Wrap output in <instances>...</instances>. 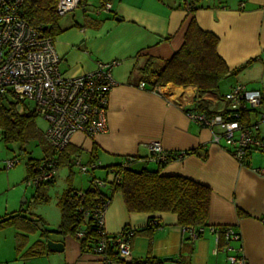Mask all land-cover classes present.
<instances>
[{"label":"crops","instance_id":"obj_1","mask_svg":"<svg viewBox=\"0 0 264 264\" xmlns=\"http://www.w3.org/2000/svg\"><path fill=\"white\" fill-rule=\"evenodd\" d=\"M102 2L82 0V6L62 15L55 35L64 73L93 70L98 60L119 61L112 72L115 85L109 92L105 130L92 138L74 133L69 157L95 162L93 176L108 182L113 172L106 167L127 156L136 157L131 170L157 169L156 163L145 160L148 142L156 140L168 151H191L181 160L164 164L162 174L189 177L211 191L207 227L193 239L178 225L174 213L127 211L122 194L106 183L101 187L109 196L103 215L105 232L113 235L125 226L135 229L127 261L152 255L163 264H228L227 253L219 249L210 228L229 226L239 235L231 241L232 253L242 255L246 264H264V174L255 170L264 166V156L250 150L244 163H239L223 138L214 142L208 128L185 115V110H224L223 94L236 83L260 90L264 103V0H201L192 13L182 0H109V9H102ZM191 19L217 36V54L230 70L229 76L215 92L199 93L194 85H159L154 91L138 68L146 57L170 59L181 47ZM251 119L256 122L253 114ZM259 130L264 135V123H259ZM39 146L40 157L48 154V145ZM63 165L69 182L64 190L75 183L76 190L88 188V174L76 176V167ZM56 179L57 172L52 185ZM59 222L50 228L16 225L27 232L36 230L31 238L28 233L22 241L0 244V264H105L99 254L81 250L76 235L42 232L56 229ZM150 222L158 225L147 229ZM47 240L62 243V250L48 249Z\"/></svg>","mask_w":264,"mask_h":264},{"label":"built area","instance_id":"obj_2","mask_svg":"<svg viewBox=\"0 0 264 264\" xmlns=\"http://www.w3.org/2000/svg\"><path fill=\"white\" fill-rule=\"evenodd\" d=\"M189 0H182L189 9ZM23 0H0V98L8 97L31 105L46 127L43 137L55 153L65 149L71 143L74 133H81L87 138L105 130L109 92L115 85L113 69L118 60H98L93 70L77 75H69L61 70L62 58L55 50V37L47 35L43 26H32L22 14ZM81 6V0H58L56 11L59 15L72 12ZM110 3L102 4V9H109ZM144 86L142 82L140 84ZM158 86L153 87L156 91ZM225 109L216 113L202 110H185L188 120L208 128L212 140L216 143L223 138L231 146V154L239 163H244L248 151H258L264 156V135L260 134L259 123H264V108L262 94L258 89L247 88L236 83L223 94ZM244 113L248 114L244 119ZM254 115L256 122L251 117ZM258 117V118H257ZM260 122H258V120ZM149 155L147 162L168 163L181 160L186 151H168L159 141L153 140L147 144ZM133 156L124 157L120 165L124 168L134 161ZM17 163L15 158L4 161L5 168H11ZM70 163L80 173L91 175L97 167L95 162L83 163L78 155L70 157ZM35 176L28 183L37 186L51 180L57 171L55 155L45 157L37 166L32 167ZM264 174V166L255 169ZM93 185L102 187L104 182L93 179ZM107 202L98 210L100 231L104 230V211ZM87 216V213L84 214ZM206 227L189 228L185 230L194 239L201 235ZM219 239V227L210 228ZM224 243L219 249L227 253L228 264H246L240 254L232 253L231 241L239 239L236 231L229 226L222 227ZM199 233V234H198ZM134 229L123 227L111 238L103 239L98 247L102 261L107 243L117 245L118 257L130 260L131 238ZM77 232L76 237H81ZM218 249V248H217Z\"/></svg>","mask_w":264,"mask_h":264},{"label":"trees","instance_id":"obj_3","mask_svg":"<svg viewBox=\"0 0 264 264\" xmlns=\"http://www.w3.org/2000/svg\"><path fill=\"white\" fill-rule=\"evenodd\" d=\"M102 1V4L109 2V0ZM57 2L58 0H23L21 9L23 17L32 26H43L47 35L55 37L60 31L58 24L62 17L56 11ZM188 2L190 7L186 11L192 13L201 0H189ZM182 4L186 9V5ZM217 41L216 35L200 29L195 20L191 19L181 47L170 59L159 60L146 57L138 70L151 88L159 85H194L199 93L218 91L220 82L229 76L230 70L217 54ZM244 116L246 119L248 114L244 113ZM37 118L35 109L28 103L15 101L8 97L0 98V139L5 144L16 143L22 152H25V147L34 140L38 144L48 145V154L39 159L29 158L26 180L35 176L32 167L39 165L45 157L55 155L58 167L59 164H69V156L74 151L69 144L64 150L55 153L44 139L43 132L36 123ZM186 152L190 153L191 151ZM135 159L136 157L134 161ZM120 163L106 167L112 169L113 178L111 181L100 180L104 182V185L109 183L113 191L122 194L127 211L171 212L176 215L178 225L184 230L207 227L211 194L208 186L186 176L162 174L161 169L166 163L157 164L158 167L155 170L145 167L140 171L131 170L129 167L131 163L124 168ZM89 176L87 189L76 190L72 186H68L63 191L58 200L60 209L58 226L54 230L43 229L42 232L75 236L80 231L82 236L75 237L80 243L81 250L99 254L98 247L101 241L106 238L113 239L114 234L106 233L104 235L100 231L96 213L106 202L108 204L109 196L104 195L101 187L93 185V179L96 177L93 174ZM53 179L54 177L38 184L37 190L50 184ZM85 213H87L86 217ZM38 219L21 214L4 216L0 219V228L9 225L34 228ZM157 225V222H150L146 228H154ZM222 232V227H220L219 246L224 242ZM189 237L191 238L190 235ZM106 242L103 252H101L104 254L105 261L103 262L105 264L112 261H117L120 264H163L161 258L152 255L131 261L124 260L118 257L117 245L107 240Z\"/></svg>","mask_w":264,"mask_h":264},{"label":"rangeland","instance_id":"obj_4","mask_svg":"<svg viewBox=\"0 0 264 264\" xmlns=\"http://www.w3.org/2000/svg\"><path fill=\"white\" fill-rule=\"evenodd\" d=\"M36 121H38L39 128L44 130L46 127L44 121L40 117ZM40 156H42V151L36 140L31 141L25 147V152H22L18 144H5L0 139V219L4 216L21 214L32 219L39 218L36 224L41 226L50 228L57 225L60 220L57 199L69 183L66 181L68 169L66 165H60L56 171L57 181L53 185L50 183L37 190L34 184H30L26 180L27 162L29 158L39 159ZM11 158H15L17 163L7 169L4 166V161ZM69 164L72 167V164ZM73 168L76 169L75 166ZM75 175L80 176L82 173L76 169ZM71 185L79 189L78 184ZM34 230L27 232L25 229L17 228L16 225L0 228V244L9 245L11 241L16 242L17 239L22 241L23 235H28V233L31 238Z\"/></svg>","mask_w":264,"mask_h":264},{"label":"water","instance_id":"obj_5","mask_svg":"<svg viewBox=\"0 0 264 264\" xmlns=\"http://www.w3.org/2000/svg\"><path fill=\"white\" fill-rule=\"evenodd\" d=\"M47 247L52 251L59 252L62 250V243L47 240ZM165 258L171 259V257H165Z\"/></svg>","mask_w":264,"mask_h":264}]
</instances>
